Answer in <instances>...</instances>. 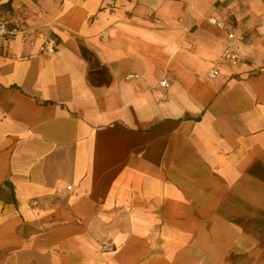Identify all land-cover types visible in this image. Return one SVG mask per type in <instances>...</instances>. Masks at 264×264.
<instances>
[{
  "label": "crops",
  "instance_id": "1",
  "mask_svg": "<svg viewBox=\"0 0 264 264\" xmlns=\"http://www.w3.org/2000/svg\"><path fill=\"white\" fill-rule=\"evenodd\" d=\"M0 18L26 36L0 40V264H264V0H0Z\"/></svg>",
  "mask_w": 264,
  "mask_h": 264
},
{
  "label": "built area",
  "instance_id": "2",
  "mask_svg": "<svg viewBox=\"0 0 264 264\" xmlns=\"http://www.w3.org/2000/svg\"><path fill=\"white\" fill-rule=\"evenodd\" d=\"M207 21L211 25L217 26L219 28H224L225 26L224 22L221 19H218L213 15L209 16ZM19 35H21L20 38H22V40L26 39V36L22 37V31L18 27V25L0 18V40L5 41L15 39ZM37 37L41 41L39 51L47 54H52L55 52L57 42L51 34L39 32L37 34ZM226 37L227 44L224 47L220 58L225 63L235 65L240 59L239 45L244 41V36L243 34H235L232 29L226 28ZM30 43H32V41H30ZM217 74L218 71L216 70V68L210 69L208 73L210 77H214ZM161 85L167 86V82L163 80L161 82ZM68 188L70 187L68 186Z\"/></svg>",
  "mask_w": 264,
  "mask_h": 264
}]
</instances>
